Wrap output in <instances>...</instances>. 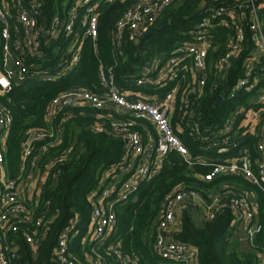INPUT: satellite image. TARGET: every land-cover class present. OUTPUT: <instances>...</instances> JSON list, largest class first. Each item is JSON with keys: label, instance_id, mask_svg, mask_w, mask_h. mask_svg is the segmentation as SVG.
<instances>
[{"label": "trees", "instance_id": "trees-1", "mask_svg": "<svg viewBox=\"0 0 264 264\" xmlns=\"http://www.w3.org/2000/svg\"><path fill=\"white\" fill-rule=\"evenodd\" d=\"M14 1L8 0V4L13 5ZM39 1L43 12L41 21L45 20L47 24L57 14L63 17L66 8L75 2L68 0L64 4L65 0ZM134 2L100 1L96 11L99 14L96 46L91 39L85 41L80 63L70 73L60 74L59 63L68 56L65 37L51 41L39 37L36 48L45 54L24 55L30 68L28 75L19 82L15 81L11 92L0 95V104L13 117L5 148L7 176L14 178L19 175L22 143L27 130L49 128L46 114L55 96L72 88L103 92L104 88L100 84L102 67L113 69L117 85L122 91L139 88L133 84V80L142 74V63L158 61L162 67L170 58L176 43L188 40L195 25L210 14L207 11V0H174L139 41H130L125 36L121 46L117 47L114 44L117 21ZM255 2L264 23V0ZM221 19L214 20L215 27L209 37L208 67L202 96L196 97V91L192 89L193 76L187 69L181 72L184 78L179 77L161 89L164 92L175 84L179 86L171 122L175 133L195 158L194 161L189 164L174 151L165 155L158 173L143 180L128 199L114 204L116 224L105 244L97 247L95 242L85 243L83 241L89 229L92 211L90 195L102 190L104 176L108 178L106 182H113L121 176L118 163L126 143L110 134L109 117L125 116L110 107L95 109L88 106L72 108V115L67 119L63 113L57 114L53 126L55 137L59 128L61 142L42 155L40 167L43 168V163L53 151L62 153L67 150V158L46 177L43 187L37 193L38 202L36 195L34 199L31 197L32 219L19 223L18 231L12 233H5L0 224V241L13 243L17 250L18 257L10 264H60L55 257L57 239L64 228L72 225L71 221L76 216L80 219L71 228L68 251L79 264H94L93 257L96 255L103 264H125L128 259L136 260V264H184L162 258L155 248L165 199L169 194L179 192L202 194L206 199L226 189L233 190L237 197L250 192L258 207L256 217L264 215V188L243 175H222L212 181L203 178L211 170V165L208 164L210 160L202 159L226 156L223 152L211 151L220 148L214 145L218 137L224 140L230 136L225 145L230 144L232 147L234 143L238 144L233 150L236 153L239 148L249 149L254 163L261 158L257 143L261 137L264 104L258 103L257 99L258 89L264 86V54L260 53L258 59L254 56L257 44L253 40L248 14L241 18L239 25L234 22L232 14L224 18L225 22ZM237 26H240L244 38L239 44V50L232 56L231 66L221 72L217 64L230 50ZM21 46L23 50L16 52L18 57H22L27 47L23 41ZM247 61L255 66L253 77L259 75L263 78L254 90L248 91L247 87L236 89L234 97H231L233 88L245 75ZM45 75H59V78L44 80ZM139 89L151 92L146 88ZM154 91L157 90L153 88ZM219 97L222 99L218 100ZM231 117H234L231 134L215 137L214 131L223 129ZM104 121L105 128L97 130L96 126ZM202 125L211 129L206 142L194 135L195 127L202 128ZM150 131L154 133L153 128ZM231 155L233 152L226 157ZM117 164L118 167L114 169ZM234 216V210L226 204L214 218H207L204 224H197L184 210L173 238L189 242L198 249L197 264H259L260 256L264 254V233L260 232L252 240L249 239L242 228L232 226ZM42 217L43 224L37 227L36 221ZM28 232H37L41 236L37 245L26 242ZM114 241H118V244L113 245Z\"/></svg>", "mask_w": 264, "mask_h": 264}, {"label": "built area", "instance_id": "built-area-1", "mask_svg": "<svg viewBox=\"0 0 264 264\" xmlns=\"http://www.w3.org/2000/svg\"><path fill=\"white\" fill-rule=\"evenodd\" d=\"M97 0H75L72 6L65 10V15H55L47 24L41 21L43 14L39 0H16L13 5L8 4V0H0V47L3 59L0 60V95L11 92L13 83L23 80L29 73V66L24 55H40L45 53L38 51L36 44L39 37L48 41L60 37L68 38V56L63 59L60 74L70 73L79 65L82 44L91 39L96 46L99 33V14L97 11ZM113 2L114 0H106ZM174 0H135V2L122 14L117 21V30L114 35V44L120 47L124 37L130 41L137 42L145 36L153 25L163 15L164 11ZM207 0V11L210 14L204 17L201 22L195 25L188 40L177 42L172 50L170 58L161 67L157 62L151 64L142 63V74L133 80V84L144 88L163 89L173 81H177L182 70L190 68L191 72L197 76L193 83V91L196 97L202 96V90L206 83L205 75L208 67V55L210 46L211 30L215 27L214 20L224 18L229 14L234 17V22L239 25V21L248 14L251 20V30L253 40L257 44V51L264 54V23L258 12L255 0ZM68 0L64 1L66 4ZM15 12V13H14ZM79 14L80 18H79ZM47 36V37H46ZM244 36L240 26H237L234 40L231 42L230 50L227 51L217 64L219 71H224L231 66L232 56L239 50V44ZM25 43V54L18 57L16 52L23 50L21 42ZM256 59L260 55L254 53ZM24 58V59H23ZM245 75L241 78L232 90L231 97H234L236 89L246 88L248 91L258 87L263 77L259 75L253 77L252 72L255 66L251 62L245 63ZM259 64V61L257 62ZM264 71V66L262 67ZM44 80H55L59 75L44 76ZM100 84L104 88L103 92H94L83 88H72L57 96L50 103L46 119L49 128H33L26 132L27 140H23L21 149V164L19 175L10 178L6 173L5 148L9 138L13 117L9 110L0 104V224L5 233L16 232L19 223L29 221L33 218L32 198L40 192L46 177L58 165L65 162L68 151L51 154L40 167L42 155L56 148L61 142V132L55 137L53 126L54 117L63 113L67 119L72 115L71 109L79 106H88L95 109L112 108L124 118L110 116V134L125 141L126 147L120 160L121 176L113 182H106L107 176L103 177L104 185L102 190L93 192L90 195L92 211L89 220V229L85 237L89 241L95 242L97 247L105 244L110 238L115 224L116 217L114 204L128 199L139 187L140 183L160 171L165 155L169 152H176L189 164L194 161L189 148L175 133L171 122L172 113L175 107L176 97L179 91L177 84L168 88L164 93L155 97H143L131 95L122 91L116 82L112 68L100 70ZM258 103L264 104V86L258 89ZM189 101V99H188ZM221 130L214 131V136L230 135L232 132V122ZM106 122L96 126L97 130L105 128ZM151 125L155 132L153 144H146L143 141L139 127ZM202 125L195 127L194 135L203 142L209 140V131ZM230 136L226 139H216L215 153L223 152L232 154L228 157L214 156L202 159L210 160L211 170L203 178L212 181L222 175H243L252 183L264 188V119L261 128V137L257 143V150L261 158L255 163L247 148L238 149V153L233 151L238 144L232 147L225 145ZM41 143V144H40ZM37 144H40L38 146ZM149 145V146H148ZM114 166V169L118 167ZM125 176V177H124ZM119 189L118 191L116 189ZM36 194L28 197L27 192ZM115 190L117 191L115 193ZM121 193V194H118ZM32 197V198H31ZM197 200L202 206L205 216L208 219L214 218L224 205H229L234 210L232 226L243 229L249 239H253L256 234L264 233V215L257 218L258 207L254 196L250 192H244L237 197L231 189H226L222 193L212 195L206 199L202 194L179 192L169 194L164 202V211L159 223L155 248L158 254L173 262H184V264H197L196 257L198 249L188 243L176 241L173 232L178 223L179 210L186 201ZM44 217L36 221V226L43 224ZM80 217L72 219V225L64 228L57 239L55 248L56 261L60 264H79L74 255L68 251L71 228L79 221ZM77 232L75 231V234ZM1 236V234H0ZM41 236L37 232L27 233L26 242L37 245ZM118 241H114L113 245ZM120 255V254H119ZM18 257L14 244L3 243L0 246V264H10ZM136 264V260H125V264ZM94 264H103L99 256L93 257ZM260 264H264V255Z\"/></svg>", "mask_w": 264, "mask_h": 264}, {"label": "crops", "instance_id": "crops-1", "mask_svg": "<svg viewBox=\"0 0 264 264\" xmlns=\"http://www.w3.org/2000/svg\"><path fill=\"white\" fill-rule=\"evenodd\" d=\"M100 1L101 0H97L96 1V3H97V5L100 3ZM80 15L81 14H79V18H80ZM162 26H164V25H162ZM190 33V32H189ZM47 37V36H46ZM67 40H66V49L68 50V48L70 49V46L72 47L73 46V44L72 45H69L68 44V38H66ZM54 40H57V39H54ZM84 44H85V42L82 44V47H81V50L83 51V48H84ZM256 55H260V52L259 51H256ZM189 72H190V74L193 76V79L191 80V82L192 83H194L196 80H197V76L195 75V74H193L192 72H191V70H190V68H188L187 69ZM139 88H144V87H139ZM139 88H133V89H127V91H124V92H128V93H130L131 95H139L140 97L141 96H143V97H149V98H151V97H155L156 95H160V94H162V93H164L163 91H161V89H155V90H157V91H154L153 92V88H146V89H149V90H151V92L149 93V92H146V91H143V90H140ZM156 92H158V93H156ZM151 125H146V127H143V126H140L138 129H139V131L141 132V135H142V137H143V141L146 143V144H153V141H154V139H155V132L154 133H152L150 130H151V128H153L152 126L150 127ZM154 130V129H153ZM148 145V146H149ZM117 191L119 190L118 188L116 189ZM115 190V193L117 192ZM37 192H36V190L35 191H33L32 193L31 192H27V195H34V194H36ZM118 194H121V193H119L118 192ZM26 202H29V199H28V197L26 196ZM198 205H199V207L202 209V206L198 203V201L197 200H192V201H186L185 202V204L182 206V208L179 210V220H178V223H177V226H176V228H178V225H179V221H180V216H181V214L183 213V211L184 210H187L188 211V213L193 217V219L196 221V223L197 224H204L205 222H206V216H205V213H204V210L202 209V211H203V213L202 214H200V211H199V207H198ZM175 228V229H176ZM1 240V239H0ZM87 241H89V238L88 237H85L84 238V241L83 242H87ZM189 243V242H188ZM191 244V243H190ZM3 245V242H1L0 241V246H2ZM264 255V254H263ZM263 255H261L260 256V259L262 260V258H263ZM259 264H260V260H259Z\"/></svg>", "mask_w": 264, "mask_h": 264}, {"label": "water", "instance_id": "water-1", "mask_svg": "<svg viewBox=\"0 0 264 264\" xmlns=\"http://www.w3.org/2000/svg\"><path fill=\"white\" fill-rule=\"evenodd\" d=\"M168 24V22L167 23H165L164 25H167ZM222 99V97H219L218 98V100H221ZM27 140V137L25 138V141Z\"/></svg>", "mask_w": 264, "mask_h": 264}, {"label": "rangeland", "instance_id": "rangeland-1", "mask_svg": "<svg viewBox=\"0 0 264 264\" xmlns=\"http://www.w3.org/2000/svg\"><path fill=\"white\" fill-rule=\"evenodd\" d=\"M198 207H199V205H198ZM202 209H203V208H202ZM202 209L199 207L200 214L203 213ZM186 211H187V210H186Z\"/></svg>", "mask_w": 264, "mask_h": 264}]
</instances>
